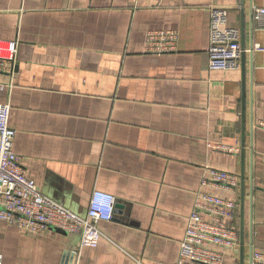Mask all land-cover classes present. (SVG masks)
Here are the masks:
<instances>
[{
  "label": "crops",
  "instance_id": "0c3cea01",
  "mask_svg": "<svg viewBox=\"0 0 264 264\" xmlns=\"http://www.w3.org/2000/svg\"><path fill=\"white\" fill-rule=\"evenodd\" d=\"M211 7L229 10L240 40L244 24L237 69L209 68ZM257 7L264 0H0V42L18 43L14 73L0 71V103L11 107L27 176L81 217L95 190L116 199L96 247L82 246L78 234H32L1 221L2 264H179L196 202L206 219L223 217L239 231L238 248L222 249L223 264H253L264 253ZM150 30L178 31L177 49L147 52ZM209 168L235 173L237 189L205 184Z\"/></svg>",
  "mask_w": 264,
  "mask_h": 264
},
{
  "label": "built area",
  "instance_id": "2783aa9c",
  "mask_svg": "<svg viewBox=\"0 0 264 264\" xmlns=\"http://www.w3.org/2000/svg\"><path fill=\"white\" fill-rule=\"evenodd\" d=\"M228 18L227 8H210V69L240 67V29L230 26ZM254 18L257 25L264 28V7L255 8ZM178 39V31L175 30H150L146 34V51H175ZM17 57V41L0 42V71L13 74ZM10 110L9 104L0 103V222L15 224L32 234H40L49 227L62 229L78 234L82 246L96 247L103 236L99 222L114 217L115 196L103 190H95L87 217H81L45 195L35 181L27 176L20 157L14 151L15 130L9 126ZM258 125L264 128V120L259 121ZM208 172L209 176L203 180L205 184L209 183L227 191L237 189L235 173L216 168H209ZM213 200V204L223 203L219 198ZM228 205L233 206V203L228 202ZM202 209L205 206L196 202L194 211L188 217L185 235L181 241L179 264H223L225 254L222 249L238 248V229L223 217L206 219L201 213ZM253 258V264H264V253H254ZM2 260L3 255L0 253V264Z\"/></svg>",
  "mask_w": 264,
  "mask_h": 264
},
{
  "label": "water",
  "instance_id": "95a60500",
  "mask_svg": "<svg viewBox=\"0 0 264 264\" xmlns=\"http://www.w3.org/2000/svg\"><path fill=\"white\" fill-rule=\"evenodd\" d=\"M241 49L242 51H245V40H244V24L241 28ZM244 53V52H243ZM242 53V55H244ZM243 122H245V111L243 109ZM244 142V141H243ZM245 144V143H243ZM245 148H243L242 151V157H243V165H242V171H241V224H240V245H241V253L243 255V249H244V237H245V167H244V157H245ZM57 231L63 232V233H68L65 230L62 229H57ZM243 264V263H242Z\"/></svg>",
  "mask_w": 264,
  "mask_h": 264
},
{
  "label": "rangeland",
  "instance_id": "374dc122",
  "mask_svg": "<svg viewBox=\"0 0 264 264\" xmlns=\"http://www.w3.org/2000/svg\"><path fill=\"white\" fill-rule=\"evenodd\" d=\"M228 10V9H227ZM228 13H229V10H228Z\"/></svg>",
  "mask_w": 264,
  "mask_h": 264
}]
</instances>
